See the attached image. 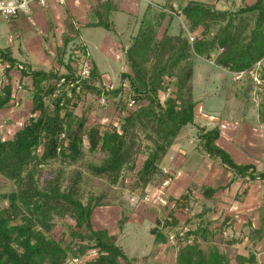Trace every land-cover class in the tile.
<instances>
[{"label":"trees","instance_id":"obj_1","mask_svg":"<svg viewBox=\"0 0 264 264\" xmlns=\"http://www.w3.org/2000/svg\"><path fill=\"white\" fill-rule=\"evenodd\" d=\"M177 1L180 0H166L164 6L175 13L173 3ZM151 8L147 7L137 35L123 53L128 70L121 73V84L112 90L106 89L107 84L94 68L86 79L76 77L70 67L65 74L31 70L25 65L19 70L10 51L0 50V57L11 65L0 93V111L14 100L10 72L16 69L22 78L31 79L30 116L11 139L0 137V178L14 185L13 191L0 195L1 201L6 202L0 207V264H135L116 236L108 230L94 229L92 215L101 206L98 198L84 204L76 182L62 188V170H54L42 185L41 168L53 163L72 166L82 161L86 152L101 153L104 159L99 165L88 164L89 172L106 177L111 185L118 184L124 171L135 172L132 192L138 190L143 197L159 174L169 149L191 126L205 154L226 166L234 176L256 178L255 171L250 173V166L238 165L218 146V127L208 129L196 123L199 101L194 97L193 76L194 57L212 61L232 74L247 73L258 63L262 66L264 0L226 11L188 2L182 9L187 30L182 28L176 36L169 34L174 15L159 11L152 20L148 18ZM166 18L167 28L158 38V26ZM98 25L111 30L106 24ZM188 34L195 37L193 42ZM257 75L262 81L257 113L264 124V67L258 69ZM246 77L256 86L249 74ZM250 90L247 87L244 96ZM103 94L115 114L121 106L134 102L135 109L122 118L119 128L113 123L88 124L93 103L87 98ZM163 94H168L164 100ZM118 96L121 99L115 103ZM80 104L84 109L78 117L75 111ZM101 109L102 117L105 108ZM140 157L144 160L138 167ZM201 192L206 200L215 193L209 188H202ZM188 197L174 200L173 209L150 230L156 243L166 244L172 237L178 247L177 264H230L213 244L218 230H212L210 222L196 229L187 226L191 221L181 226L177 214L181 202H187ZM125 214L124 211L119 230L127 221ZM55 217L65 221L59 238L53 236ZM190 239L192 243L188 242ZM242 260L238 258V262ZM252 262L249 259L247 264Z\"/></svg>","mask_w":264,"mask_h":264},{"label":"crops","instance_id":"obj_2","mask_svg":"<svg viewBox=\"0 0 264 264\" xmlns=\"http://www.w3.org/2000/svg\"><path fill=\"white\" fill-rule=\"evenodd\" d=\"M146 10L145 3L140 0H65L64 4H61L59 0H46L45 5L32 2L12 20L5 21L0 18V50L10 51L11 57L17 61L18 65H25L31 70L60 74L67 73L69 67L74 70L71 59L75 55V49L83 50L90 56L93 68L102 76L103 82L114 86L111 80L105 79L107 74L103 72L102 67L109 68L111 62H115L120 65L119 75L128 70L123 53L131 45V39L137 35ZM115 19L122 24V29L129 31L128 38L125 31L116 30ZM98 23L106 24L111 30L99 26ZM96 30L107 32L100 44L86 36L88 32L94 36ZM130 37L132 38L129 39ZM121 38H125V41L129 39V44L126 46V42ZM90 44L99 52L101 56L99 61L93 58ZM119 52L122 54L116 58ZM263 62L264 60L261 65ZM10 79L14 95L16 92L17 103L13 101L1 111L7 112L2 116L4 119H9L15 124L24 117L23 111L16 110V107L21 105L24 107V102L29 99L27 93H30L31 79L22 78L21 73L16 69L10 72ZM16 86L20 91H16ZM14 103L16 107L12 106ZM30 109L31 103L27 111ZM112 111V108H108L104 113ZM242 111L244 112L242 113L243 122L249 120L255 126L253 130L250 126L244 125L239 133L242 135L244 131L245 133L249 131L248 134L253 133L259 136L260 142L249 143L247 138H244L245 140L238 144L239 134L228 129L223 133L221 131L217 144L231 156L235 163L250 166V173L255 171L253 176L256 178L251 179L248 175L234 176L226 166L210 158L201 150L196 139L195 128L190 126L191 129L188 131L186 128L169 149L160 165V172L155 177L157 179L153 180L147 191L153 188V193H158L159 184H164L166 186L164 189L168 190L175 181V174L178 175V180L189 176L191 185L177 197L169 196V201L162 207L136 198L133 205L129 207L131 211L127 210V226L144 225L146 220L151 225L149 234L152 242L146 244V251L141 252L136 258L127 255L130 259H137L136 262L134 261L135 264H177L178 247L171 241L172 237L166 244L156 243L150 230L158 220L167 216L173 209L174 200H179L183 195H189V197L187 202H181L182 206L177 214L181 226L191 221L189 213L193 211L191 207L193 201L197 200V205H200L201 209L196 215L193 214L194 218L198 219L194 228L203 227L205 223L210 222V228L218 230L213 244L221 254L228 257L230 264H247L249 259L253 261L250 264H264V178L262 177L264 175V124L260 123L258 113L255 117L248 113L247 106ZM221 112H224L223 109L220 112L218 109L213 110L216 114ZM2 117L0 120L3 119ZM196 123L211 129L219 128L222 121L216 117L214 122H209L208 125L211 124V126L208 127L201 124L196 117ZM235 146L240 149L234 148ZM163 168L170 169L172 175H164ZM173 188L176 189L177 184H174ZM202 188L214 190L213 197L206 200L201 192ZM183 205L186 207L183 208ZM123 212L124 206L98 207L93 212L92 225L96 230H108L114 224L116 225L117 219L122 217ZM203 213L206 215L202 217ZM96 224L102 228H97ZM127 226L118 230L117 234L120 236L118 244L122 237L123 239L128 237ZM111 230H108L109 233L115 236L116 233ZM238 258L243 260L238 262Z\"/></svg>","mask_w":264,"mask_h":264},{"label":"rangeland","instance_id":"obj_3","mask_svg":"<svg viewBox=\"0 0 264 264\" xmlns=\"http://www.w3.org/2000/svg\"><path fill=\"white\" fill-rule=\"evenodd\" d=\"M191 1H197L200 3H203L207 5L208 7L220 11H226V10H236L240 6L244 5H251L255 0H180L176 2V12L174 15V19L171 22V26L169 28V34L172 36H176L180 34V30L184 28V30H187L188 27V21L186 20L185 16L182 14V9L186 6L188 2ZM158 2V0H157ZM145 3V2H144ZM146 7L148 5L145 3ZM155 9L151 8L148 18L152 19L157 15V12L160 10L156 7ZM181 11V13H180ZM121 21V20H120ZM168 18H166L165 21L161 23V25L158 26V38H161L164 34L166 28H167ZM116 24V30L117 31H125L127 38L129 36V31H126V29H122L123 26L118 22L117 19H115ZM122 26V27H121ZM140 27V26H139ZM138 27V28H139ZM137 30V29H136ZM139 30V29H138ZM137 30V31H138ZM107 32L104 30H96L94 33V36L90 32L87 33V38H92V40L95 41V43L100 44L104 40V37ZM135 33V32H134ZM130 37L129 39H131ZM126 40L125 38H121V40H124L126 42V46L129 44L130 40ZM132 40V39H131ZM90 51L92 53V56L94 59L98 60L100 59L99 52L90 44L89 45ZM117 53V50H116ZM71 54V53H70ZM122 54V52H119L116 55V58H118ZM70 56V55H69ZM105 66V65H104ZM261 68L264 67V62ZM259 67V69H261ZM102 70L105 74V79L108 81H112L114 86L110 84L112 87L117 88L121 84V74L120 73V65L119 63L111 62V67H102ZM247 87H251V90L249 91L247 97L244 96V92ZM16 91H20L18 89V86L15 87ZM127 90V89H126ZM193 91H194V97L195 100L200 101L199 106L196 109L197 119L200 121L201 124L207 125L208 127L211 126L208 125L209 122H214L216 117L220 118L222 123L219 125V129L222 131H226L230 129L233 133L239 134L238 137V144L243 142L245 140L244 138H247L246 140L252 143H258L260 142L259 136L256 134H248L249 131L245 133L244 135L240 134L241 130L244 128V125L250 126V128H254V123L252 121H245L243 122V114L244 112L242 110L245 109L247 106L248 113L251 115H254V117L257 115L258 112V105L261 103V91L259 90V86L255 84H250L249 79H247L246 75H244L241 79H236L233 74H230L228 71L221 69L217 67L212 61L200 58V57H194V76H193ZM16 96V92H15ZM27 97L29 98L26 102H24L23 105L17 106L14 103L12 106L16 107V110L20 111L22 110L24 113V117L20 119L18 123H15L13 121H10L9 119H4L2 116L7 114L6 111L2 112L0 111V117L3 119L0 120V137L2 139H11L13 137V134L22 128L24 123L27 121L28 117L30 116L28 108L30 107L31 103V94L27 93ZM168 97V94H163L162 99H166ZM106 98V97H105ZM120 96L114 98V102L117 103L120 100ZM16 99L14 98V101ZM87 102H91L92 104V112L89 114L88 124L93 125L95 123L101 122L102 124L109 125L110 123H113L116 119V114L114 113V109L112 112H106L102 114V117L100 116V113L103 109L102 106L98 105V98H92L88 97ZM93 100V101H92ZM16 102V101H15ZM106 102L108 103L107 107H104L105 109H111L110 101L106 98ZM17 103V102H16ZM202 104V106H201ZM224 107H227L224 109ZM84 109L83 104H80L79 108L75 111V115L80 117L82 112L81 109ZM104 109V111H105ZM222 110L224 112H221V114L213 113V110ZM215 112V111H214ZM243 113V114H242ZM216 115V116H215ZM246 123V124H244ZM219 124V123H218ZM256 128V127H255ZM190 126L187 127L186 131L190 130ZM193 129V128H192ZM254 130V129H253ZM242 131V132H243ZM240 132V133H239ZM147 144V143H146ZM237 144V145H238ZM232 146V145H231ZM234 148L240 149L238 146H235ZM259 151V150H254ZM253 153V152H252ZM104 159V155L101 153L97 154H89L86 152L85 157L82 161H80L76 165H60L58 163H53L49 167L41 168L43 170L42 177H40V182L42 185L46 183V180L52 176L54 170L63 171L62 179H61V185L62 188L67 187L68 185L76 182L79 188V195L81 196V199L84 204H87V202L90 199H96L98 198L99 202H101V206L99 207H107L110 208L111 205L116 206H124V211L127 213L130 210V206L133 205L134 200L142 199L144 202H147L149 204H156L159 205V207L164 206L169 201V196L177 197V195L182 194L190 185V177H186L182 180H178V175L175 174L174 177V184H177V188L174 189V184L172 183L171 187L166 190L164 189L166 186L158 185V193H153V188H150L149 191H146V193L149 194L150 199L148 201L144 200V196L142 197L140 192L133 191L132 188H134V184L136 181L135 178V172L130 171H124L122 177L120 178L117 185H111L106 177H96L92 175L88 170V164H95L99 165L102 160ZM144 160V157H140L138 161V167L142 164ZM193 163V161H191ZM164 172V175H172V171L170 169L163 168L162 173ZM168 173V174H166ZM181 175V172L179 173ZM188 178L190 180H188ZM157 179V178H155ZM154 179V180H155ZM168 181V180H166ZM179 181V182H178ZM165 183V182H163ZM14 190V185L3 179L0 178V195L9 193ZM182 192V193H181ZM6 206L5 201H1L0 199V207ZM192 213H189L191 216V223L187 226H189V229H195V224L197 223L196 218H194L193 214L196 215L200 211V205H197L196 202L193 201L192 203ZM97 214V212L95 213ZM118 218H120V215H117ZM126 216V214H125ZM193 217V218H192ZM122 218V217H121ZM117 219L116 225L114 224L113 227H110L111 232L116 233V239L119 240L118 233V226L119 221L121 220ZM55 223L57 224L55 230L53 231V236L56 238H59L62 234V231L64 229L65 221L60 220L58 218H54ZM125 223V224H124ZM124 226H127L126 222H124ZM97 228H102L98 224L95 225ZM123 226V227H124ZM150 224L145 221L144 225H131L127 226L128 237L125 239H121L119 244L124 249L125 253L131 257L136 258L141 252L146 251V244H149L152 242L151 235L149 234V228ZM108 229V230H110ZM185 231V230H184ZM183 231V232H184ZM121 232V231H120ZM122 235V232L121 234ZM124 235V233H123ZM173 235V234H172ZM126 236V235H125ZM135 262L137 259L134 260ZM68 262H72L71 259H68Z\"/></svg>","mask_w":264,"mask_h":264},{"label":"built area","instance_id":"obj_4","mask_svg":"<svg viewBox=\"0 0 264 264\" xmlns=\"http://www.w3.org/2000/svg\"><path fill=\"white\" fill-rule=\"evenodd\" d=\"M145 2L148 7H152L153 9H155L154 7L158 8L160 11H164V12H168L172 15H175L174 12L170 11L169 9H167L164 5L166 0H140ZM32 2H38L41 5H45L46 4V0H0V18H2L5 21H10L13 18H15L20 11L25 10L30 3ZM59 2L61 4L65 3V0H59ZM173 8L176 9V3H173ZM189 38H190V42L194 41V36L191 34H188ZM75 55L73 56V59H71L73 62V69L75 71V75L78 78L81 79H86L89 77L90 73L93 70V65L92 62L90 60V56L88 55V53H86L83 50H77L75 49ZM260 67V63L257 64L256 68L247 72V73H233V75L235 76L236 79H241L244 75L249 74L254 82L256 83V85H260L262 84V81L258 78L257 75V71ZM11 65L9 62L3 60L0 57V93L2 88L5 86L6 82H7V78H6V71L10 70ZM23 67L22 65H18V69L21 70ZM114 87H112L111 85H106V89L107 90H112ZM88 97H92V96H88ZM15 98V95H14ZM92 98H98V105L102 106V107H107L108 103L106 102V98L105 95L103 94L101 97H92ZM14 101V100H13ZM123 109V110H122ZM135 109V105L133 101H129L126 105H123L120 107V110L117 112L116 114V119L113 122V125L116 126L117 128H119V125L121 123V120L123 117L127 116L130 112H132ZM164 173V172H163ZM168 174V173H166ZM171 175V174H170ZM150 199L149 194L146 193L144 195V200L148 201ZM183 234H181L182 236ZM171 241L176 244L175 240L172 238ZM189 243H192L193 241L190 239L188 241ZM74 263H77V260L73 261Z\"/></svg>","mask_w":264,"mask_h":264}]
</instances>
